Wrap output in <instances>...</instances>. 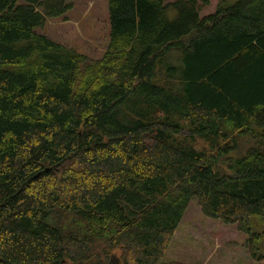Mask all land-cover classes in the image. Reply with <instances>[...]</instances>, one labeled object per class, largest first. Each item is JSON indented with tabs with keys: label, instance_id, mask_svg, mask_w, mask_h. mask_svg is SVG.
Instances as JSON below:
<instances>
[{
	"label": "trees",
	"instance_id": "trees-1",
	"mask_svg": "<svg viewBox=\"0 0 264 264\" xmlns=\"http://www.w3.org/2000/svg\"><path fill=\"white\" fill-rule=\"evenodd\" d=\"M19 1L0 0V264H180L194 198L264 262V147L227 159L264 139V0L203 20L197 0H108L100 59L36 32L71 4Z\"/></svg>",
	"mask_w": 264,
	"mask_h": 264
},
{
	"label": "rangeland",
	"instance_id": "rangeland-1",
	"mask_svg": "<svg viewBox=\"0 0 264 264\" xmlns=\"http://www.w3.org/2000/svg\"><path fill=\"white\" fill-rule=\"evenodd\" d=\"M65 1L71 4V9L61 17L48 19L36 32L91 58H102L110 38L108 0ZM222 1L208 0L205 3L204 0H197L200 18L203 20L214 15ZM227 1L231 4L237 2V0ZM19 2L24 4L22 0ZM173 85V87L178 86L176 80ZM255 132L264 135V127L257 128ZM259 142L260 147H264V139H254L251 136L240 138L238 150L230 153L227 159L244 158L249 151L259 149ZM199 145L208 151L205 142L202 141ZM218 168L226 173L229 172L226 161L219 164ZM188 205L166 252V261L180 264H264L252 256L251 236L241 232L237 225L225 224L220 220L206 217L197 198ZM54 218L61 225L69 222L58 214L54 215ZM256 232L258 233V230ZM262 242L261 253L264 250V239Z\"/></svg>",
	"mask_w": 264,
	"mask_h": 264
},
{
	"label": "water",
	"instance_id": "water-1",
	"mask_svg": "<svg viewBox=\"0 0 264 264\" xmlns=\"http://www.w3.org/2000/svg\"><path fill=\"white\" fill-rule=\"evenodd\" d=\"M119 263V259L116 257H112L110 260V264H118Z\"/></svg>",
	"mask_w": 264,
	"mask_h": 264
}]
</instances>
